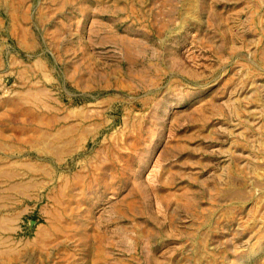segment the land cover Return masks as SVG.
Instances as JSON below:
<instances>
[{
    "label": "rangeland",
    "instance_id": "1",
    "mask_svg": "<svg viewBox=\"0 0 264 264\" xmlns=\"http://www.w3.org/2000/svg\"><path fill=\"white\" fill-rule=\"evenodd\" d=\"M0 264H264V0H0Z\"/></svg>",
    "mask_w": 264,
    "mask_h": 264
}]
</instances>
